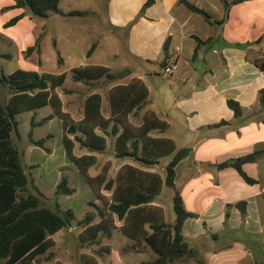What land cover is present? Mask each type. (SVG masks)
I'll return each instance as SVG.
<instances>
[{
	"label": "crops",
	"instance_id": "obj_1",
	"mask_svg": "<svg viewBox=\"0 0 264 264\" xmlns=\"http://www.w3.org/2000/svg\"><path fill=\"white\" fill-rule=\"evenodd\" d=\"M148 1L94 0L86 6L85 11L68 13L62 12L60 8V17L54 18L53 21L62 20L72 12H82L81 15L70 16L87 19L82 28L100 33L101 38L115 34L117 37H112L119 41L121 36L126 34L124 45L118 47L113 44L111 51L102 61L90 63L104 44V39L95 42L97 46L90 56L88 52L83 54L85 63L82 59L74 62L69 69L74 81L72 86L66 88L69 71H63L67 74L66 81L56 89L63 102V110L77 123L84 118L87 98L93 93H100L103 97V114L108 118L111 115L112 87L128 84L135 78L142 80L150 94L147 103L130 114V121L140 126L145 113L148 110L154 111L168 122L169 127L164 132L155 130L151 135L172 139L177 149H190L188 156L181 160L176 168L175 180L176 189L183 197L185 208L195 214L183 224V235L189 245L206 264H264V71L254 64L255 59L264 57V0H227L230 4L228 14L223 0H188L205 10L212 17V22L191 11L180 0H154L144 8ZM15 5V0H6L1 11L17 8ZM5 24L3 27L8 28ZM45 28L43 26L42 29ZM44 31H41L37 41L40 39L41 42ZM198 39L205 43L199 46ZM5 43L12 45L14 38L6 39ZM165 47L168 49L166 53ZM197 48V57H194ZM35 51L41 53L40 47ZM0 54L8 55L1 58H12L9 53ZM121 57L123 59L117 66ZM41 63L40 60L39 64ZM66 63L63 58V64H58L65 67ZM171 63L177 64L178 69L172 77L165 78L162 74L163 67ZM86 65L108 67L115 79L75 81L73 69ZM24 70L46 73L42 69ZM153 73H158L157 77H163V97L160 99L153 96ZM7 93L4 102L0 99L3 104L11 98L9 89ZM229 100L239 103L242 110L240 116L237 117L230 108ZM18 117L21 120L29 119L32 124L31 139L26 149H23V160L30 158V170L38 169L42 173L44 163L55 158L58 150L63 156V162L55 168L56 181L49 186L37 182L31 176V192H41L43 202H51V192L56 195L57 186L62 177L66 176L69 186L75 190L72 195H66L68 199L76 197L80 188L86 196L88 195L80 215L76 213L75 207L62 205L59 200L61 196L57 198L55 209L57 206L60 210L72 209L77 217L70 228L63 229L53 236L55 248L59 249L61 246L65 257L62 261L68 264H83L82 257L88 254L95 256L99 264L145 262H140L138 256L150 248L145 242L136 243L129 237L133 251L130 252L128 248L116 252V258L111 259V243L117 232L122 233L118 227L123 222L116 215L114 219L117 228L103 231L94 242L81 238L85 228L77 225V222L87 213L94 212L91 203H96V199L91 186L67 155L64 146V122L55 115L54 108L48 104L20 113L17 115V121ZM18 123L20 125L19 121ZM112 125L106 130L111 131ZM39 128L43 129V133L37 137ZM97 132L106 136L107 148L94 151L87 147L82 150L76 147V155L94 154L98 163L100 157H105L107 150L112 147L111 158L107 161L114 160L113 169L121 168L125 164L135 166L129 157H116V137L106 135L101 129H97ZM16 135L18 141L22 142L19 127ZM77 135L82 137L83 133L78 132ZM74 137L75 135L71 136ZM12 138L16 145L13 134ZM42 139L45 140L44 146H37L33 142ZM252 154H257V159L245 163L243 169L255 180L254 183L247 182L234 167H218L225 162ZM34 155L40 159L34 160ZM92 168L91 175L101 172L93 174ZM159 174L164 177L163 173ZM78 177L82 183L80 188ZM165 189L166 186L163 192ZM104 193L109 195L107 191ZM239 202L247 203L245 218L237 207ZM154 205L164 209L166 222H174L175 213L168 220L164 203L162 205L155 200ZM47 206L53 208L51 203ZM99 220L97 218L93 223ZM58 234L59 240L56 239ZM54 252L53 247L46 254L39 256L40 264H54L58 261ZM174 264L197 263L183 258Z\"/></svg>",
	"mask_w": 264,
	"mask_h": 264
},
{
	"label": "trees",
	"instance_id": "obj_2",
	"mask_svg": "<svg viewBox=\"0 0 264 264\" xmlns=\"http://www.w3.org/2000/svg\"><path fill=\"white\" fill-rule=\"evenodd\" d=\"M17 8H27L36 16L48 17L50 13H59L61 0H15ZM154 0H149L145 7ZM226 14L230 4L223 0ZM191 11L203 15L207 20L212 17L203 9L188 0H180ZM82 12H72L69 15H81ZM24 17L20 14L5 26L15 25ZM199 46L205 42L198 39ZM40 39L35 46L29 47L27 54L39 50ZM94 43L88 51V56L95 50ZM168 49L165 47V53ZM198 48L194 57H197ZM0 57H8L0 54ZM168 57V56H167ZM58 63L63 64L59 54ZM254 64L264 71V57L255 59ZM73 79L107 78L114 80L115 76L105 66L86 65L73 69ZM67 74H40L33 70L18 69L12 74L5 75L0 69V85L8 87L11 98L3 104L0 101V264H40L39 256L46 254L56 242L55 234L70 228L77 220L72 209H53L44 205L41 192H31L32 179L26 171L23 153L15 145L12 134L18 133L17 115L24 111L36 110L50 104L55 115L64 122V146L70 161L79 169L91 186L96 203H91L94 212H89L78 222L84 227L81 238L94 242L104 231L117 228L114 215L123 222L118 227L120 231L136 241L145 242L156 253L152 261L140 264H174L187 258L197 264H206L205 260L191 248L183 235V224L195 214L187 211L183 197L176 189V168L181 160L186 158L190 149H177L175 142L166 137H155L151 132H164L169 124L161 119L154 111L148 110L142 125H135L129 119L130 114L147 103L149 89L140 79L135 78L128 84L112 87L110 92L111 115L103 114V97L100 93L91 94L85 103L84 118L75 122L72 116L63 110V102L57 93V87L64 84ZM228 104L238 117L242 110L234 100ZM113 124V125H112ZM112 125L111 131L106 129ZM101 129L106 135L116 137L115 151L118 158L131 157L148 168L159 164V159L171 156L170 162L164 168V177L157 172L143 170L139 167L125 164L115 178L109 177L112 164L108 162L97 175H91L90 169L96 165L98 158L94 154H75L76 145L91 150H104L108 146L105 135L99 134ZM78 132L83 133L80 137ZM75 135L74 138L71 136ZM37 146H44L45 140L33 141ZM257 159V154L248 155L236 160L218 165L220 169L234 167L249 183L255 180L247 175L243 165ZM174 190L173 209L176 219L166 222L165 211L161 206L154 205L155 199L164 187ZM104 191H111L107 196ZM75 192L69 186L66 176H63L57 186L56 195H72ZM237 207L242 216H247V203L239 202ZM99 218V222L93 223ZM110 233V232H109ZM83 264H99L93 255L84 254ZM54 264H68L56 261Z\"/></svg>",
	"mask_w": 264,
	"mask_h": 264
},
{
	"label": "rangeland",
	"instance_id": "obj_3",
	"mask_svg": "<svg viewBox=\"0 0 264 264\" xmlns=\"http://www.w3.org/2000/svg\"><path fill=\"white\" fill-rule=\"evenodd\" d=\"M5 1L6 0H0V52L9 53L12 55V58L10 59H4L0 57V69L5 73V75L12 74L18 69H42L46 73H63V71H69L70 67L76 61H80L82 59L83 63H85L86 61L83 57V54L87 53L92 47V45L100 39H104V44L102 45L98 53L94 55L90 63L102 61L104 58H106L108 53L111 51V46L113 44H116L119 47L123 46L125 43L123 39L125 38L126 34H123L121 36V39L119 41H116V39L112 37L113 34L107 36L105 35L104 38H101L100 33L90 32L89 30L82 28V24L87 20L85 18L70 16L67 14L68 16L65 15V18H63L62 20L53 21L54 18L58 19L60 17V14L50 13L49 16L51 18L49 19V17L45 18L36 16L31 13V11L27 8L5 9L4 11H1V7L4 5ZM93 2L94 0H61L60 8L64 13H68L70 11H85L86 6ZM20 14H24V17L19 22L8 28L3 27L5 23ZM43 26H45L46 28L42 29ZM42 30H45V34L39 46L41 49V53L35 51L32 55L28 56V48L36 44L37 39L41 34ZM113 36L117 37V35L115 34ZM11 37L14 38V43L12 45L5 43V40H8ZM55 41H57L56 44ZM59 53L63 58L66 59L67 63L65 67H62L58 64ZM122 59L123 57L120 58V61H117V66L118 64H120ZM40 60L42 62L41 64H39ZM157 74L158 73L152 74L154 76L155 82L151 84V87L154 98L160 99L163 97V77H157ZM68 77L69 78L66 82V88L74 84V81H72L71 79L72 77L70 71ZM7 88L8 87L4 85H0V99L2 102H4V99L7 98ZM18 121L20 122L19 130L20 136L22 137L23 141H18V137L15 132L13 133V137L15 139L17 147L23 153V149H26L27 144L31 139L32 124L31 120H21L20 117H18ZM134 121L137 120L134 119ZM41 133H43V129H37L36 136L39 137ZM76 147H79L80 150L84 149L83 146H81L79 143L76 145ZM111 150L112 147L107 150V155L105 154V157H100V162H98L91 170L93 174L102 171L103 167L108 162H110L111 164L114 163V160L112 159L111 161H107L111 158ZM33 159H40V157L34 155ZM129 159L135 164V166L143 170H153L152 172H160L163 173L164 176V168L170 162L171 158L164 157L159 159V164L153 167L151 170L140 162H137L133 158L129 157ZM29 161V157H26V159L23 160L24 166L29 176H33L37 182H43L44 184L51 186L56 181L55 168L63 162V156L61 151L58 150L57 156L55 158L47 160L44 163V166L41 168L42 173H40L38 169L34 171L30 170L28 167V164L30 163ZM119 169L120 167L116 169H113L111 167L109 171V177L115 180ZM81 184V179L80 177H78L79 188ZM107 193L109 194L107 195L109 197L112 194L111 191H107ZM56 196L57 195L51 192V202H43L44 205H49L51 203L53 209H55L57 198H59L58 196ZM60 196L61 197L59 198V200L62 205H71L75 207L76 213L79 215L81 213V210L83 209L84 202L88 197V195L86 196L82 188H80L79 194L72 199H68V196L66 195ZM173 198L174 190L169 187H166L165 191H162V193L158 195L155 199L162 205L164 203L168 220H170L171 215H174ZM78 222L77 225H80L78 224ZM59 236V234L56 235V239L59 240ZM131 245L132 241L128 237H126L120 232H117L115 234L114 240L111 243L113 251L111 259L114 260V258H116V252H121L122 250L128 248L130 252L133 251L131 249ZM146 246L150 249L144 254L138 256V260H140V262L152 261L157 256V253L151 247H149L148 244H146ZM54 250V254L58 256V260L62 261L63 259H65L62 253L61 246L59 247V249H57V247H54Z\"/></svg>",
	"mask_w": 264,
	"mask_h": 264
},
{
	"label": "built area",
	"instance_id": "obj_4",
	"mask_svg": "<svg viewBox=\"0 0 264 264\" xmlns=\"http://www.w3.org/2000/svg\"><path fill=\"white\" fill-rule=\"evenodd\" d=\"M177 69H178L177 64L171 63L163 67L162 74L165 78H170L175 74Z\"/></svg>",
	"mask_w": 264,
	"mask_h": 264
},
{
	"label": "water",
	"instance_id": "obj_5",
	"mask_svg": "<svg viewBox=\"0 0 264 264\" xmlns=\"http://www.w3.org/2000/svg\"><path fill=\"white\" fill-rule=\"evenodd\" d=\"M164 64H165V62H164Z\"/></svg>",
	"mask_w": 264,
	"mask_h": 264
}]
</instances>
